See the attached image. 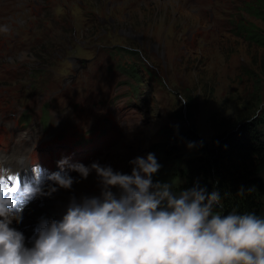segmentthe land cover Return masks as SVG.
I'll list each match as a JSON object with an SVG mask.
<instances>
[{
  "label": "rangeland",
  "instance_id": "374dc122",
  "mask_svg": "<svg viewBox=\"0 0 264 264\" xmlns=\"http://www.w3.org/2000/svg\"><path fill=\"white\" fill-rule=\"evenodd\" d=\"M25 1L35 8L39 5H49L50 0ZM62 1L66 6L64 11L51 10L61 15L63 25L59 31L50 35L55 37L61 34L54 46L47 47V51L54 54L47 58L51 64L50 72H43L46 75L40 80L32 77L36 68L30 52L46 39L29 46L19 54H13L10 58L11 62L23 63L26 66L27 71L22 80V102L54 86L65 87L76 75L81 80V85L85 83L88 86L85 80H92L86 106L87 109L91 108L93 103L102 97L103 85L108 78V62L105 61L107 52L99 50L93 62L86 58L95 53L98 43H107L118 47L124 55L122 60L126 65L138 71V85H141L147 98V105L142 109L145 126L136 143L140 150L139 157L146 158L151 153L153 143L171 141L180 129L187 125L185 119L190 112L199 134L207 139L222 121L237 118L240 110L235 101L239 96L258 92L263 105L264 49L235 34L213 33L208 20L203 18L197 7H193L188 0ZM249 1L237 0L238 8L234 12V21L239 23L241 19H246L257 22L264 33V24L255 21L244 10ZM43 18L45 16L34 17L30 8L0 22V46H8L10 38L21 35L26 29L34 28L37 22L39 26L40 19ZM128 52H131V55ZM64 59L70 64V73L58 67ZM96 63L102 66H93ZM54 75L58 80L56 83H53ZM79 90H82L81 87ZM17 101L22 104L20 100ZM121 103L122 100L118 99L114 100V104L108 101L107 105L97 104L94 108L103 107L104 113L108 107L117 119L123 116V126L119 131L116 130L114 121L105 120L106 135L112 134L115 143L125 145L132 157L135 155V143L129 142L133 123L139 119V110L121 106ZM123 140L126 143L120 142ZM56 141L71 145L58 147L64 150V165L73 161L86 162L87 157L76 145L74 138L64 137ZM43 143L53 147L42 152L45 162L51 164L55 159L56 143L53 139ZM99 145L101 143H96L95 146ZM125 158L127 157L122 153L114 150L103 155L97 163L100 166H110L115 172L130 174L132 165ZM262 176L264 178V173ZM73 180L70 189L57 188L60 189L59 193H67L75 199L79 196L81 200L101 195L99 179L94 171L90 172L87 178H81L79 175ZM51 187L55 185H49L46 191H50ZM112 191L118 193L115 188ZM30 209L33 212V209ZM38 209H41V206ZM34 215L32 213V217H36L34 221L41 220Z\"/></svg>",
  "mask_w": 264,
  "mask_h": 264
},
{
  "label": "clouds",
  "instance_id": "9594fccd",
  "mask_svg": "<svg viewBox=\"0 0 264 264\" xmlns=\"http://www.w3.org/2000/svg\"><path fill=\"white\" fill-rule=\"evenodd\" d=\"M129 163L130 174L96 162L72 165L81 178L96 173L101 195L72 199L59 221L39 228L31 248L9 227L21 209L0 199V264H264V218L215 213L216 190L193 186L176 194L167 182L153 183L161 167L154 154ZM48 180L51 192L74 182L61 172Z\"/></svg>",
  "mask_w": 264,
  "mask_h": 264
},
{
  "label": "trees",
  "instance_id": "16d2710c",
  "mask_svg": "<svg viewBox=\"0 0 264 264\" xmlns=\"http://www.w3.org/2000/svg\"><path fill=\"white\" fill-rule=\"evenodd\" d=\"M196 3L200 15L203 14L199 9H214V17L224 22L223 25L215 19L213 22L203 17L208 20L213 33L235 34L264 49V33L257 22L241 19L235 23L237 0H208L205 4L204 0H196ZM244 10L255 21L264 24V0H250ZM60 36V33L55 37L49 36L32 48L30 58L36 68L32 75L34 79L40 80L46 75L43 72H50L51 64L47 58L54 54L48 52L47 47L54 46ZM261 103L258 92L239 96L235 101L240 110L237 118L222 121L207 139L199 134L193 114L188 113L187 125L171 141L152 144L151 154L161 165L152 176L153 183L167 182L176 194L193 186L216 190L220 201L213 206L215 213H254L264 218V103ZM188 105L191 110L190 103ZM241 189L242 193L238 194Z\"/></svg>",
  "mask_w": 264,
  "mask_h": 264
},
{
  "label": "bare ground",
  "instance_id": "6f19581e",
  "mask_svg": "<svg viewBox=\"0 0 264 264\" xmlns=\"http://www.w3.org/2000/svg\"><path fill=\"white\" fill-rule=\"evenodd\" d=\"M31 220L32 221L36 220V217L35 218L32 217V210L31 209H21L19 222H17L16 220H13L12 223L9 225V227L21 233L23 228L28 226L27 227V231H28L29 225L32 222ZM28 245H29L28 248H31L33 246V243H28Z\"/></svg>",
  "mask_w": 264,
  "mask_h": 264
}]
</instances>
